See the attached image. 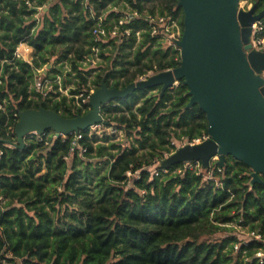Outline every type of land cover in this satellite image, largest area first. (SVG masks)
<instances>
[{"label": "trees", "instance_id": "16d2710c", "mask_svg": "<svg viewBox=\"0 0 264 264\" xmlns=\"http://www.w3.org/2000/svg\"><path fill=\"white\" fill-rule=\"evenodd\" d=\"M241 1L264 10V0ZM178 2L0 0V139L17 141L24 110L73 118L89 111L82 100L90 85L124 88L176 68L179 50L152 31L163 18L182 35ZM99 25L106 37L95 34ZM22 44L31 62L17 56ZM95 56L101 61L92 68ZM51 63L42 82L67 65L77 87L71 98L54 93L56 82L46 94L33 87L37 70ZM188 91L179 81L163 95L158 87L110 101L102 115L125 142L90 129L78 140L27 137L23 149L0 142V264H264L256 256L264 249V183L251 182L247 165L232 156L208 169L158 165L177 150L174 142L207 136L206 114L187 107ZM234 225L260 240L241 241Z\"/></svg>", "mask_w": 264, "mask_h": 264}, {"label": "water", "instance_id": "95a60500", "mask_svg": "<svg viewBox=\"0 0 264 264\" xmlns=\"http://www.w3.org/2000/svg\"><path fill=\"white\" fill-rule=\"evenodd\" d=\"M240 1L179 0L183 32L175 42L181 57L176 68L124 88H110L103 81L90 97L89 111L73 118L46 108L24 110L14 129L17 141L0 142L23 149L30 133L68 136L109 125L102 108L110 101L158 87L163 95L182 81L189 89L187 107L198 105L206 114L207 138L178 148L159 167L197 162L208 169L215 160L223 167L232 156L252 170L253 184L264 183V53L251 45L253 25L264 10L254 14L256 5L245 10Z\"/></svg>", "mask_w": 264, "mask_h": 264}, {"label": "rangeland", "instance_id": "374dc122", "mask_svg": "<svg viewBox=\"0 0 264 264\" xmlns=\"http://www.w3.org/2000/svg\"><path fill=\"white\" fill-rule=\"evenodd\" d=\"M252 7L251 3L250 2H247V1H240V7L239 8H243L245 10L247 9H250ZM41 16V14L39 15ZM38 15H35L34 16V19H37ZM154 21V20H153ZM160 28L164 31L163 33V37H164V46L165 47H169V46H175L174 44V40L175 39H179L181 38V31H180V28L179 26L177 25L176 22H170L168 20L166 21H158L157 23ZM159 33V31H158ZM18 49H19V52H18ZM17 49V52L19 53V57L22 58L23 60L27 61V62H31L32 61V58H33V52L32 50L26 45V44H22L18 47ZM97 56V55H96ZM95 56L94 59H92L90 61V67L92 66V68L96 67V65L101 61L99 58H97ZM87 64V63H85ZM51 67L48 65L46 67H44L43 69H39L37 70V75H38V78L36 79L35 81V84L33 85V87H39L38 91L43 93V94H46L52 90H54L53 88V82H56L58 84V88L57 90L54 92L56 94H60L61 96L62 95H65L69 98H71L72 96L70 95V91L71 89H77V87L75 86V79L70 76H66V71H69L67 65L64 66V75L62 76H59L55 81H51V80H45L44 82L43 81V78H44V75L45 74V70H51L52 69V63L50 64ZM153 75V74H152ZM151 74H148L147 77H150L152 76ZM137 81H140V80H137ZM136 81V82H137ZM42 82V83H41ZM90 85V83H89ZM178 85V83L176 84V86ZM175 86V87H176ZM88 89H83L82 92L83 93H86ZM95 89H93V86L90 85V90H88L89 94L90 93H94ZM82 97V95H79V96H76L75 98V101H77V104H78V101L79 99ZM88 102V101H87ZM105 119V117H104ZM106 120V119H105ZM91 132H94L96 131V133L98 134L99 137H102L103 135V132H106L107 134L109 135H114V140L115 141H122V142H125L126 139H125V134L123 131H120V130H116L114 129V127H108V125H100L98 127H93L90 129ZM177 149L186 145V144H190L189 142H187L186 140H181V141H176L174 142ZM174 153V152H173ZM169 155H167L166 157H168ZM194 164L191 166L194 170L196 169V165H198L197 162H193ZM159 165V164H158ZM231 228V235H235L237 236L241 241H247L249 239V237L247 236V233L248 231L241 228L240 226H230ZM228 234V233H227ZM230 234V233H229ZM228 234V235H229Z\"/></svg>", "mask_w": 264, "mask_h": 264}, {"label": "built area", "instance_id": "2783aa9c", "mask_svg": "<svg viewBox=\"0 0 264 264\" xmlns=\"http://www.w3.org/2000/svg\"><path fill=\"white\" fill-rule=\"evenodd\" d=\"M101 18H99V20H100ZM160 21H163V18L162 19H159V22ZM171 22H173L174 23V21H171ZM157 27H154L153 28V31H152V33L153 34H157ZM159 32L161 33V35L164 33V31L162 30V29H160L159 30ZM116 33V31H114L112 34H115ZM95 34H101V35H103V36H105L106 37V30L101 26V25H99L98 26V28L96 29V31H95ZM180 39V38H179ZM179 39H175L174 41L176 42L177 40H179ZM175 42H174V44H175ZM251 45H252V48L253 49H255V50H257V51H261V52H263L264 53V23H263V21H258V22H256L254 25H253V33H252V36H251ZM176 46V45H175ZM17 56L19 57V53L17 52ZM148 74H153V72H149ZM148 76V75H147ZM147 76H144V77H140L138 80H146L148 77ZM263 77H264V73H263ZM39 87H37V89H38ZM39 90V89H38ZM91 95H92V93H90L89 94V96L87 97V98H85V99H83L82 101H83V103H87V101L89 102V100H90V97H91ZM83 96V95H82ZM98 126H100V125H96L95 127H98ZM94 127V126H93ZM93 127H91V128H93ZM91 128H89V129H91ZM82 132V131H81ZM81 132H79V133H77V134H73L74 136H75V138L78 140V139H80L81 138ZM47 134V133H46ZM46 134H43V135H38V134H35V133H30L29 135H27V137H30V138H38L39 139V141H41L42 140V136H44V135H46ZM26 137V138H27ZM207 138V136L206 137H203L202 139H198V140H194L193 142H189L190 144H196V143H200V142H202L204 139H206ZM3 145L5 146V147H14V146H12L11 144H6V143H3ZM2 156H3V150H0V162H1V159H2ZM216 161V160H215ZM214 162V161H213ZM194 163H190V164H188L189 165V167L190 168H192L191 166L193 165ZM187 165V166H188ZM197 167L199 166V163H198V165H196ZM197 167H196V169H197ZM247 236L249 237V239L247 240V241H249V240H252V239H256V240H260V236H258V235H256L254 232H248L247 233ZM247 241H243V242H247ZM238 244L237 245H235V248L237 249L238 248ZM256 256L260 259V262L261 263H264V249H262V250H260L257 254H256Z\"/></svg>", "mask_w": 264, "mask_h": 264}, {"label": "flooded vegetation", "instance_id": "af4514ba", "mask_svg": "<svg viewBox=\"0 0 264 264\" xmlns=\"http://www.w3.org/2000/svg\"><path fill=\"white\" fill-rule=\"evenodd\" d=\"M251 5L253 6V5H256V4H254V3H251ZM261 11H263V10H258L257 9V5H256V10H255V13L254 14H258V13H260ZM119 24H123V21H120V23ZM116 29V28H115ZM117 31V30H116ZM128 32V31H127ZM177 48V47H176Z\"/></svg>", "mask_w": 264, "mask_h": 264}, {"label": "crops", "instance_id": "0c3cea01", "mask_svg": "<svg viewBox=\"0 0 264 264\" xmlns=\"http://www.w3.org/2000/svg\"><path fill=\"white\" fill-rule=\"evenodd\" d=\"M18 52H19V49H18ZM20 53V52H19Z\"/></svg>", "mask_w": 264, "mask_h": 264}]
</instances>
